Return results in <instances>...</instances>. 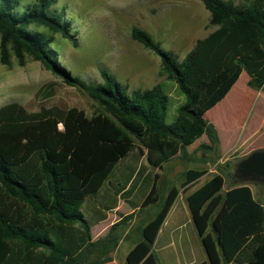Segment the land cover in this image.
I'll use <instances>...</instances> for the list:
<instances>
[{
	"label": "trees",
	"instance_id": "trees-1",
	"mask_svg": "<svg viewBox=\"0 0 264 264\" xmlns=\"http://www.w3.org/2000/svg\"><path fill=\"white\" fill-rule=\"evenodd\" d=\"M200 1L215 29L195 40L179 62L142 29L129 32L133 42L158 57L161 71L184 97L175 120L166 124L168 96L159 85L127 93L105 70L99 71L102 83L91 85L58 65L51 37L36 29L57 33L73 47L76 43L62 12L50 9L53 0H33L22 10L18 0H0V64L10 65L9 52L19 66L28 56L96 104L90 116L76 108L27 112L17 103L0 106V264L111 262L116 225L91 241L94 223L80 210L85 198L97 194L135 144L146 164L161 170L202 135L213 139L203 116L241 72L247 88L264 90V0ZM204 174L187 169L179 188L185 192ZM137 178L129 175L115 192L128 200ZM158 178L152 175L139 206H132L157 204V209L140 227V240L126 252L124 264H158L151 246L178 193L171 186L159 198ZM223 184L216 173L185 197L206 259L197 264H264L263 205L246 185L222 192Z\"/></svg>",
	"mask_w": 264,
	"mask_h": 264
},
{
	"label": "rangeland",
	"instance_id": "rangeland-1",
	"mask_svg": "<svg viewBox=\"0 0 264 264\" xmlns=\"http://www.w3.org/2000/svg\"><path fill=\"white\" fill-rule=\"evenodd\" d=\"M53 1L50 9L62 12V19L69 23L70 34L76 43L73 47L57 33L36 29L51 37L49 48L58 65L71 76L91 85L102 83L99 71L105 70L127 93L159 85L168 96L165 123H172L184 97L161 71L158 57L133 42L129 32L132 27L142 29L162 51L170 53L179 62L195 40L214 28L208 24L209 14L201 1ZM232 1L236 4L238 0ZM31 2L33 0H18L17 8L22 10ZM9 62V66L0 64V106L17 103L27 112H36L42 107H57L76 108L86 116L94 113L95 102L82 91L65 85L39 62L27 56L24 64L19 66L11 52ZM246 81V74L241 72L227 95L203 116L212 128L213 139L202 135L182 153L164 163L161 170L149 167L144 160L143 149L135 144L134 149L116 164L97 194L85 198L81 205L85 217L91 222L102 219L92 227L94 241L104 238L111 225H116L112 235L117 237V245L108 254L114 262L105 264H123L126 252L140 240V227L156 211L157 204L132 209L133 205L139 206L142 201L153 173L159 177L156 182L159 198L171 186L182 191L179 184L184 171L202 169L205 174L193 185L220 173L224 182L222 192L239 184L246 185L251 189L253 198L264 207V185L240 182L232 176L233 165L237 161L252 151L264 148V95L256 98L257 91L247 88ZM129 175L138 178L128 200H124L114 188ZM182 196L180 193L177 197L175 207L184 205ZM113 206L119 207L118 210L112 212L109 208ZM187 219L182 229L188 251L185 259L196 263L205 259V255L195 229ZM164 238V235L160 236L151 247L158 264H164L161 247Z\"/></svg>",
	"mask_w": 264,
	"mask_h": 264
},
{
	"label": "crops",
	"instance_id": "crops-1",
	"mask_svg": "<svg viewBox=\"0 0 264 264\" xmlns=\"http://www.w3.org/2000/svg\"><path fill=\"white\" fill-rule=\"evenodd\" d=\"M214 29L215 28H213L211 31H213ZM232 87H231V89H232ZM262 95H264V90L263 89L262 90H258L257 91V97L256 98H259ZM153 174H155V173H153ZM151 178H152V176H151ZM207 180H205V181H207ZM205 181H203L201 183H197V184L191 186L185 192L178 191L175 200L173 201V203H172L171 207L169 208V210H168V212H167V214H166V216H165V218H164L161 226L159 227V230L157 232V235L155 237L154 242H158L159 237L162 236V235H164L165 242H163L161 244L162 245L161 246L162 247V251H164V253L162 254V261H163L164 264H197V263H199L201 261H205L206 260V259H201V260H199L198 262L195 263V262H192V261L189 262V260H186L185 259V255H187L188 251L186 249L185 242L183 240V231H182V229L184 228V224H186V222L188 221L187 218L190 219L189 212H188L187 207H186V204H185V197L190 192H192L193 190H195L196 188H198L200 185H202ZM148 189H149V187H148ZM148 189H147V191H148ZM250 191H251V189H250ZM180 193L183 194L182 200L184 202L183 203L184 205H178L177 207H175L176 199H177V197L180 196ZM118 208L119 207H117V206H113V207H110L109 209L112 210V212H115L116 210H118ZM185 210H187V211H185ZM180 216H182V217L180 218ZM100 222H102V219H99L96 222H93L94 224L90 228L91 241H94L93 235H92V227L96 223H100ZM190 222H191V220H190ZM163 228H165V231H164ZM151 251H152V249H151ZM111 262H114V261L112 260ZM123 264H124V260H123Z\"/></svg>",
	"mask_w": 264,
	"mask_h": 264
},
{
	"label": "water",
	"instance_id": "water-1",
	"mask_svg": "<svg viewBox=\"0 0 264 264\" xmlns=\"http://www.w3.org/2000/svg\"><path fill=\"white\" fill-rule=\"evenodd\" d=\"M232 176L240 182L264 185V148L250 152L233 165Z\"/></svg>",
	"mask_w": 264,
	"mask_h": 264
}]
</instances>
